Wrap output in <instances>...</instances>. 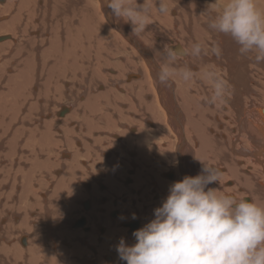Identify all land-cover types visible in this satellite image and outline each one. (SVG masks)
Segmentation results:
<instances>
[{
    "label": "bare ground",
    "instance_id": "1",
    "mask_svg": "<svg viewBox=\"0 0 264 264\" xmlns=\"http://www.w3.org/2000/svg\"><path fill=\"white\" fill-rule=\"evenodd\" d=\"M229 2L139 0L133 35L108 0H0V264H126L120 240L204 165L264 208V62L208 27Z\"/></svg>",
    "mask_w": 264,
    "mask_h": 264
},
{
    "label": "clouds",
    "instance_id": "2",
    "mask_svg": "<svg viewBox=\"0 0 264 264\" xmlns=\"http://www.w3.org/2000/svg\"><path fill=\"white\" fill-rule=\"evenodd\" d=\"M129 0H108L114 19L132 26V34L142 32L149 19L147 7ZM167 11L161 3L158 9ZM214 32L230 35L241 54L255 50L257 62H264V12L256 0H230L208 25ZM202 51L192 47L193 55ZM168 49L165 60L178 59ZM173 73L166 64L159 69L158 83L170 86ZM214 85L212 101L223 102L228 92L225 81L207 74ZM192 73L185 70L187 81ZM178 163V162H177ZM222 173L203 166L201 173L174 182L162 206L154 210V219L132 233L135 243L120 240L116 251L126 264H264V208L254 202L208 187L218 183ZM135 219V216H133Z\"/></svg>",
    "mask_w": 264,
    "mask_h": 264
},
{
    "label": "rangeland",
    "instance_id": "3",
    "mask_svg": "<svg viewBox=\"0 0 264 264\" xmlns=\"http://www.w3.org/2000/svg\"><path fill=\"white\" fill-rule=\"evenodd\" d=\"M137 39V38H136ZM139 41V40H138ZM140 42V41H139ZM60 110V109H59ZM58 110V111H59ZM145 124V123H144ZM146 125V124H145ZM114 133H118L117 131H115ZM111 134V133H110ZM110 136V135H109ZM113 140V139H112ZM116 141V140H115ZM117 147H118V145H117ZM119 148V147H118ZM120 150H122V148L120 149ZM102 152H106L105 150H102L101 152H99V153H102ZM162 174H164V173H162ZM81 189L83 190V188H82V186H81ZM104 203V202H103ZM78 205H79V203H77V207H78ZM77 209H79V207L77 208ZM73 216H74V213L72 214ZM120 227H121V225H120ZM102 229L103 230H105L103 227H102ZM72 230H77V229H72ZM100 234H102V233H100ZM107 257H109L110 258V256L109 255H107ZM104 260V259H103Z\"/></svg>",
    "mask_w": 264,
    "mask_h": 264
},
{
    "label": "water",
    "instance_id": "4",
    "mask_svg": "<svg viewBox=\"0 0 264 264\" xmlns=\"http://www.w3.org/2000/svg\"><path fill=\"white\" fill-rule=\"evenodd\" d=\"M128 78H130V77H128ZM85 207L88 208V203L85 204Z\"/></svg>",
    "mask_w": 264,
    "mask_h": 264
}]
</instances>
